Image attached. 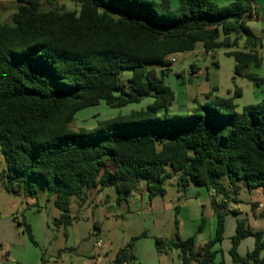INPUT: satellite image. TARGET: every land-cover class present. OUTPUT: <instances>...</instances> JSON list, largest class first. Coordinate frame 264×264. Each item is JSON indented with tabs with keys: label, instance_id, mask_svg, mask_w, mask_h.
Here are the masks:
<instances>
[{
	"label": "trees",
	"instance_id": "16d2710c",
	"mask_svg": "<svg viewBox=\"0 0 264 264\" xmlns=\"http://www.w3.org/2000/svg\"><path fill=\"white\" fill-rule=\"evenodd\" d=\"M14 1L9 21H0L3 190L35 197L42 187L58 210L55 227L66 230L77 220L72 201L83 206L91 189L113 188L121 204L141 182L148 200L163 196L173 178L184 193L203 187L225 200H210L213 237L197 246L195 235L181 239L175 231L170 239L155 238V247L158 253L163 244L179 250L182 264H224L215 262V246L223 240L226 203L238 202L241 186L264 187V99L236 111V89L232 97L197 104L190 113L170 114L174 94L163 77L172 56L200 44L205 53L228 49L234 74L263 84L264 78L248 71L261 64V39L245 24L256 16L254 0H177L175 8L172 0H72L75 10H63L57 0ZM148 97L153 101L145 109L93 129L70 127L78 111L101 101L120 108ZM206 223L201 212L196 233ZM24 230L32 240L27 225ZM247 237L254 238V247L241 257L237 249ZM137 239L116 252L113 264L134 260ZM263 249L264 233L237 220L232 262L264 264Z\"/></svg>",
	"mask_w": 264,
	"mask_h": 264
},
{
	"label": "rangeland",
	"instance_id": "374dc122",
	"mask_svg": "<svg viewBox=\"0 0 264 264\" xmlns=\"http://www.w3.org/2000/svg\"><path fill=\"white\" fill-rule=\"evenodd\" d=\"M231 0H217L219 5H224ZM256 5V17L247 18L245 24L248 28L261 39V46L257 49L261 59L259 67L251 66L249 72L264 78V0H254ZM171 5L175 8L178 5L177 0H172ZM57 6L63 10L78 9V4L72 0H57ZM48 9L47 5H43ZM16 10L14 0H0V21L8 22L11 14ZM243 40H241L238 49H242ZM228 49H219L211 53H205L201 45L198 44L195 50L180 54H175V62L172 63L170 71L163 77L164 84L167 85L174 94V100L167 109L170 114L190 113L197 104L212 101V99L232 97L235 90L239 89V97L233 98L236 111H241L243 107L256 104L264 99V83L255 86L251 81L236 76L234 74V60L225 53ZM194 67L199 72L197 75L191 70ZM159 70V69H157ZM125 78L130 77V71H123ZM153 101L152 98H143L139 103L129 104L120 108H112L101 101L98 105L84 108L78 111L70 127L74 130L93 129L98 122L126 115L132 111L145 109ZM4 158L0 149V173L4 168ZM2 174H0V220L10 218L14 214L18 222L13 228L19 226L24 230L25 225L30 229L32 240L27 239L33 247L39 249L38 264H70L75 262L78 255L74 249L77 247L73 231L76 229L81 236H88L94 232L92 240L87 246H94V241L99 242V246L94 248V259L101 258L103 264H113L116 252L126 246L132 237H138L134 242L133 255L134 260L130 264H149L152 256L153 264H182L179 257V250L167 247L165 244L158 253L155 248V238L164 240L174 236L176 231L174 221L177 220L178 228L184 231L182 236L190 237L196 235L197 224L201 212L210 220L214 214L210 200L212 197L219 202L221 195H216L212 191H207L203 187L191 186L185 193L176 188V178L168 180L165 185V194L155 196L151 200L145 196V202L150 204V210L145 211L144 205L138 199L128 198L127 203L119 204L116 200V194L112 188H105L109 199L105 202H96V206H86V208L75 211L76 201L73 200L71 213L78 215V224L68 227L66 230L56 228L53 221L58 217V210L53 204V200L47 199V191L39 187L33 201L35 204H24L27 199L20 198L6 192L2 188ZM198 192V195L196 193ZM229 197H232L230 194ZM238 202H229L227 213L225 215V232L223 240L215 246L218 251L215 262L224 261V264H234L229 255L231 247V237L235 233L236 221L244 220L246 225L253 230L264 233V216L251 215V204L258 202L264 204V187L254 190H247L241 186L236 195ZM19 200L13 210L7 206L13 201ZM81 207V206H79ZM225 208L221 209L224 211ZM178 211V212H177ZM264 211V210H263ZM31 216L37 217V229L41 231L34 234ZM97 222L98 230L101 235H95L98 231L94 229L93 223ZM38 224L42 227L38 228ZM211 232V223L205 229L204 238H208ZM7 233V232H6ZM144 236H141V235ZM68 235L67 239L65 236ZM42 237L41 243L36 240ZM87 241V240H85ZM203 244L199 241L197 246ZM84 247L80 246V248ZM254 247V238L247 237L243 239L237 252L239 256L245 257L248 251ZM104 250L103 254L101 253ZM97 254H96V253ZM59 254V255H58ZM60 256V257H59ZM264 257V249L261 252ZM84 258V257H83ZM85 259H90L87 257ZM79 261V260H78ZM13 264H23L15 260Z\"/></svg>",
	"mask_w": 264,
	"mask_h": 264
},
{
	"label": "crops",
	"instance_id": "0c3cea01",
	"mask_svg": "<svg viewBox=\"0 0 264 264\" xmlns=\"http://www.w3.org/2000/svg\"><path fill=\"white\" fill-rule=\"evenodd\" d=\"M254 5H255V3H254ZM254 13H257L256 5L254 8ZM198 73L199 72L196 71L194 73V75H197ZM114 192H115V190H114ZM196 195H198V192L196 193ZM15 196H18V195H15ZM145 196H147L145 184L143 182H141L137 186V189L129 195V198H132L133 200L139 198V200L142 202L141 204L144 205L145 211H149L150 210V204L148 202H145V199H144ZM18 197L22 198L23 196L20 195ZM23 198H24V200L27 199V201H25L26 203H24V204H26V205L31 204V203L35 204L32 197H23ZM108 199H109V196L105 192V189H102V190L91 189L89 192V198H88L87 202L81 207H79L76 204L77 207H75L76 208L75 211H80L79 210L80 208L82 210V209L86 208V206H88V207L96 206V202L98 200H99V202H104V201L106 202ZM224 202H225V200L221 199V201L219 203L221 204ZM18 203L21 204L22 202L19 200H13L7 206V208L9 210H13ZM253 203L262 204V203H258V202H253ZM226 205H228V204L226 203ZM73 206H74V204H72V207ZM211 207L213 210L212 205H211ZM226 209H227V207H226ZM250 213L253 216V218L256 216V213H259V214L263 213V215H264L263 210H258V209L252 210V206H251V212ZM74 215L77 217V220L73 221L71 226H69L72 228H74L73 226L78 224V221H79L78 215L75 212H74V214L71 213V216H74ZM30 219H31V224L33 225V228H34L33 229L34 234L36 233V231L39 234L41 229H37V225H36L37 223L35 222L37 217L31 216ZM215 221L216 220H215L214 214L212 215L210 220L207 219V223H206L205 228L201 232L196 233V235H195L196 244L199 241H203V243H205L207 240H209L210 238L213 237L214 228H215ZM16 222H18V219L14 214L11 215V220H10V218H7L5 220H0V264H13L15 260H19L23 264H38L39 263L38 259L40 256L39 249L33 247L32 244L29 242V240L27 239L25 230H23L19 226H16L15 228H13L12 224H15ZM198 223H199V221H198ZM209 223H211V232H210L208 238H204V232H205V229ZM94 224L98 227L97 222L93 223V227H94ZM224 224H225V222H224ZM40 227H42V226L40 224H38V228H40ZM35 229H36V231H35ZM94 229H96V228L94 227ZM97 230H98V228H97ZM176 231H177V233L181 239H185V237L182 236V233L184 234L183 230H181L180 228H177ZM224 232H225V229H224ZM73 233H74V238L76 239V245H77V247L74 249V252L76 255H78V257L75 259V262H71L70 264H103V261L101 258L94 259V257H93L94 256L93 252L95 251V249H94L95 247L93 245H92L93 248H91V246H87L90 243V241L92 240V238H93L92 236H94V232L92 234L91 233L88 234V236H86V235L81 236L80 233L75 229L73 231ZM39 235H41V234H39ZM95 235H101V231L98 230ZM67 236L68 235L65 236L66 239L68 238ZM35 238L40 244L41 243L40 239H42V237L39 236V239H37V237H35ZM85 240H87V241H85ZM94 244H95V241H94ZM83 245H84V247H82V248H80V250H78V248L80 246H83ZM41 246H42V248L45 247V246H43V244ZM103 252H104V250H102L101 253L103 254ZM87 257H90V259H85ZM152 258L153 257L150 256V263L149 264H153Z\"/></svg>",
	"mask_w": 264,
	"mask_h": 264
},
{
	"label": "built area",
	"instance_id": "2783aa9c",
	"mask_svg": "<svg viewBox=\"0 0 264 264\" xmlns=\"http://www.w3.org/2000/svg\"><path fill=\"white\" fill-rule=\"evenodd\" d=\"M175 60H176V59H175L174 56H172V57L170 58V61H171L172 63H174ZM255 209H258V210H264V204H258L257 207H256ZM98 246H99V242L97 241V242H95L94 247L97 248Z\"/></svg>",
	"mask_w": 264,
	"mask_h": 264
}]
</instances>
